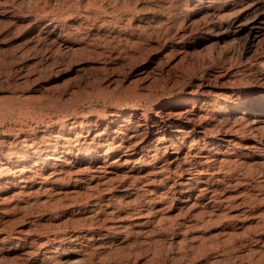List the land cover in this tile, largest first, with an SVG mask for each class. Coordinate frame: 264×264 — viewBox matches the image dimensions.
Here are the masks:
<instances>
[{"label":"rangeland","instance_id":"rangeland-1","mask_svg":"<svg viewBox=\"0 0 264 264\" xmlns=\"http://www.w3.org/2000/svg\"><path fill=\"white\" fill-rule=\"evenodd\" d=\"M188 3L0 0V264H264V0Z\"/></svg>","mask_w":264,"mask_h":264},{"label":"bare ground","instance_id":"bare-ground-1","mask_svg":"<svg viewBox=\"0 0 264 264\" xmlns=\"http://www.w3.org/2000/svg\"><path fill=\"white\" fill-rule=\"evenodd\" d=\"M186 2L188 3V4H194L193 6V8H195V10H199L200 11V9H203V8H205V7H207V9L208 8H210L211 7V5H213L214 7L215 6H220V7H223L222 6V4L223 5H229V6H234V5H236V4H238L239 2H241V0H224V1H220L219 0V2H214V1H210L209 0V2H206V1H199V0H186ZM191 2V3H190ZM240 4V3H239ZM188 6V5H187ZM188 7H190V5L188 6ZM190 14V13H189ZM191 15V14H190ZM238 17V16H237ZM237 17H234V18H229V20L227 19V18H223L224 20L225 19H227V21L229 22L230 21V19L233 21L234 19H237ZM222 19V20H223ZM247 20H250V19H248V18H246ZM236 21V20H235ZM231 22V21H230ZM247 23V22H246ZM264 25V24H263ZM262 25V26H263ZM255 26H257V25H255ZM264 27V26H263ZM250 32H251V30H250ZM254 32H256L257 34L260 32V27L258 26V27H254ZM255 34V33H254ZM256 34V35H257ZM260 35V34H259ZM258 35V36H259ZM260 37V36H259ZM263 108V107H262ZM264 109V108H263ZM262 112V111H261ZM260 112V113H261ZM259 115H261V114H259ZM257 116H258V114H257ZM258 118V117H257ZM117 120V119H116ZM254 121H256V119L254 120ZM254 121H253V123H254ZM111 122V121H110ZM258 122V121H257ZM73 126V125H72ZM63 127H65L64 125H63ZM72 128V127H71ZM70 130V129H69ZM60 135V134H59ZM62 135V134H61ZM58 136V135H57ZM56 136V137H57ZM70 136V135H69ZM105 136H108V134L107 135H105ZM59 137V136H58ZM101 137V136H100ZM103 137V136H102ZM101 137V138H102ZM65 138H67L66 136H65ZM104 138V137H103ZM108 138V137H107ZM64 139V138H63ZM68 139H69V137H68ZM71 139H72V137H71ZM103 140H105V139H103ZM54 141V140H53ZM61 141V140H60ZM65 141V140H64ZM107 141V140H106ZM24 143H25V141H23ZM49 143H52V142H49ZM48 143V145H50ZM55 143V142H54ZM45 144V143H44ZM53 144V143H52ZM60 144V143H59ZM97 144H98V142H97ZM96 144V145H97ZM102 144V143H101ZM101 144H100V146H101ZM23 145V144H22ZM103 145V144H102ZM64 146H65V144H64ZM31 147L33 148V146L31 145ZM69 147V146H68ZM26 148H27V145H26ZM26 148H23L22 150H21V154H20V156H19V158H18V164L19 165H17L16 166V168L13 170V169H10L9 171H10V175L12 174H16L17 173V175H18V172H20L21 174L22 173H26V174H28V169H26L24 166H22L21 164H23V163H25L27 160H29V158H34L33 160H31L32 161V165H31V169H29V172H31V174L33 175V174H36L37 175V173L39 174V172H37L36 170H38V168L34 171V170H32L36 165H37V163L38 162H40V161H43L44 163H48V165L52 162V160L54 159V158H56L55 156L56 155H58L60 152H62V153H64V154H70V151H69V149L68 148H64V147H62L61 145H58V144H55V146H54V152L51 154V155H49V156H45V152L48 150V148H50L49 146H48V148H47V145H43L42 147H40V148H35L34 147V149H32V151H33V153H31V151H29L28 149H26ZM29 148H30V145H29ZM46 148H47V150H46ZM101 148V147H100ZM112 148V147H111ZM110 148V149H111ZM97 149V148H96ZM110 149H109V151H110ZM46 150V151H45ZM71 150V149H70ZM49 151V150H48ZM112 152H113V150H111ZM72 152V151H71ZM96 152H97V150H96ZM9 153H11V152H9ZM9 153H7L5 156H6V158L5 159H8V160H12V155H13V153H11V154H9ZM61 153V154H62ZM73 153V152H72ZM71 153V154H72ZM75 153V152H74ZM110 153V152H109ZM178 153V152H177ZM90 154V153H89ZM88 154V155H89ZM93 154V153H92ZM95 154V153H94ZM93 154V155H94ZM97 154V153H96ZM111 154H113V153H111ZM33 155V156H32ZM75 155V154H74ZM79 155V154H78ZM109 155V154H108ZM86 157V156H85ZM89 157H91L90 155H89ZM58 158V157H57ZM81 158H82V156H81ZM78 159V158H77ZM84 159V158H83ZM82 159V160H83ZM55 160V159H54ZM59 161V160H58ZM81 161V160H80ZM4 162V161H3ZM17 162V161H16ZM42 162V163H43ZM54 162V161H53ZM52 162V163H53ZM41 163V162H40ZM56 163V162H55ZM53 165V164H52ZM55 165V164H54ZM30 166V165H29ZM28 166V167H29ZM36 168V167H35ZM42 168V167H41ZM53 168V167H52ZM55 168V167H54ZM40 169V168H39ZM56 169V168H55ZM54 169V172L52 173V174H55V173H57V171L60 169H58L57 171ZM4 171V170H3ZM6 173V172H5ZM58 173H59V171H58ZM43 175V174H42ZM47 175V174H46ZM42 176L41 177V175H40V178L41 179H43V181H45V182H47L48 180H52V175H50V176ZM57 175V174H56ZM27 176V175H26ZM34 176V175H33ZM38 176V175H37ZM35 178H36V176H34ZM39 177V176H38ZM31 178V177H30ZM34 178V179H35ZM53 178H54V176H53ZM26 179V178H25ZM37 179V178H36ZM27 180H28V178H27ZM26 180V181H27ZM30 180V179H29ZM35 181V180H34ZM37 181V180H36ZM21 182H23L22 180H21ZM33 183H35V182H33ZM14 185L15 184H17V183H13ZM24 185V184H23ZM90 210H95V209H90ZM141 214H143L142 212H140ZM139 215V214H138ZM143 216V215H142ZM3 242H5V240L3 241Z\"/></svg>","mask_w":264,"mask_h":264}]
</instances>
